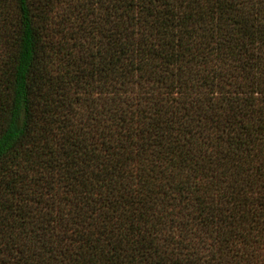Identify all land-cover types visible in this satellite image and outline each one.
Wrapping results in <instances>:
<instances>
[{
    "label": "trees",
    "instance_id": "1",
    "mask_svg": "<svg viewBox=\"0 0 264 264\" xmlns=\"http://www.w3.org/2000/svg\"><path fill=\"white\" fill-rule=\"evenodd\" d=\"M0 264H264V0H0Z\"/></svg>",
    "mask_w": 264,
    "mask_h": 264
}]
</instances>
